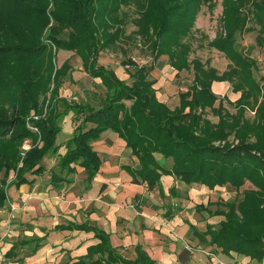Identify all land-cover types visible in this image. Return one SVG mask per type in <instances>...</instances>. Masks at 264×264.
Segmentation results:
<instances>
[{"label": "trees", "instance_id": "16d2710c", "mask_svg": "<svg viewBox=\"0 0 264 264\" xmlns=\"http://www.w3.org/2000/svg\"><path fill=\"white\" fill-rule=\"evenodd\" d=\"M206 1L147 0L145 8L141 4L137 8L134 0H0V29L4 28L0 62L4 64V80L9 82L4 87L0 138L18 126L10 137L14 144L3 148L0 206L6 201L10 171L15 184L27 180V171H42L41 159L58 147L55 135L60 124L56 120L69 109L77 121L65 143V152L59 156L60 171L68 173L73 163H79L90 176L94 174L100 157L91 141L103 130L111 129L138 159L136 166H127L132 179L145 182L149 188L158 184L161 174H173L208 188L229 186L238 190L248 182L240 197L197 204L198 210L204 209L219 219L207 222L204 229L194 224L190 228L200 243L214 245L222 253L235 252L262 260L264 77H256L255 58L236 44L239 34L256 29L257 43L264 46V0H222L220 20L224 34L219 32L208 42L229 60L222 71L197 56L190 57L192 48L187 37ZM130 5L134 13L124 8ZM129 21L135 28L127 34ZM133 35L147 44L153 60L139 65L131 58L124 59L122 63L130 66L131 80L126 82L113 69L97 65V58L101 50ZM50 45L81 56L89 74L99 76L105 86L104 100L99 106L65 102L64 109L59 108L63 103L60 99L53 100L46 116L33 120L36 129L32 130L24 125V117L31 110H41L42 95L54 70L52 58H47ZM161 55L167 56L176 74L182 70L192 73L189 85L179 91L178 103L173 107L157 97L155 79L150 75L153 61ZM67 63L54 70L56 83L68 73ZM214 80H227L239 96L229 100L218 95L212 89ZM247 110H253V114L246 115ZM209 111L216 120L208 116ZM25 137L32 138V143L22 155L16 144ZM167 157L172 159L169 165L161 160ZM55 177L61 179L60 174H52ZM94 231L98 242L72 264H83L93 254L102 256L92 264H158L138 245L134 256L121 255L110 244L107 233L96 228ZM17 254V243H13L6 255Z\"/></svg>", "mask_w": 264, "mask_h": 264}, {"label": "crops", "instance_id": "0c3cea01", "mask_svg": "<svg viewBox=\"0 0 264 264\" xmlns=\"http://www.w3.org/2000/svg\"><path fill=\"white\" fill-rule=\"evenodd\" d=\"M59 51L61 60L74 52ZM153 63L152 70L156 67ZM122 64L104 65L113 69L118 78L130 82L129 70ZM90 76L92 84H64L65 90L78 91L79 101L99 106L106 88L99 76ZM224 84L230 83L214 80L213 91ZM61 120V133L70 136L77 121L73 111L67 109ZM91 144L100 157L91 176L79 163H73L74 168L68 173L60 172L58 159L66 150L63 142L55 153L44 155L42 171H27V180L19 184L12 182L14 175H8L6 201L0 206V250L4 258L1 264H72L98 242L94 228L107 233L110 244L128 257L134 256L138 245L158 264H264V258L257 261L235 252L222 253L214 245L203 246L192 233L190 224L204 229L202 225L211 222L210 217L218 216L196 208L197 204L215 201L207 191L214 187L161 174L158 184L149 188L145 182L132 179L127 166H136L138 159L117 132L105 129ZM54 173L60 174L61 179L52 178ZM9 203L18 208L10 232L4 235ZM197 212L204 216L196 218ZM13 243H17L18 254L9 257L6 252Z\"/></svg>", "mask_w": 264, "mask_h": 264}, {"label": "rangeland", "instance_id": "374dc122", "mask_svg": "<svg viewBox=\"0 0 264 264\" xmlns=\"http://www.w3.org/2000/svg\"><path fill=\"white\" fill-rule=\"evenodd\" d=\"M136 2L134 5L139 7V5H143V7H146L147 0H134ZM222 0H207L205 3H203L197 13V16L195 18V22L193 25V28L187 37V40L190 41L191 44V52L190 57L197 56L202 61H207L210 64L214 65L218 68L219 71H222L227 68L228 59L225 57V55L215 47H212L208 44L209 41L215 39L218 36V33L221 32L224 34V28L220 20L221 16V10H222ZM125 9H127L130 13H134V8L132 5L125 6ZM137 11V10H136ZM135 28V25L129 21L126 24V32L127 34ZM256 34L257 30H251V31H244L241 34L237 36L238 43L236 44L239 48L242 49L243 52L250 54L253 58H255V68L254 74L257 78L260 76L264 77V46H261L257 43L256 40ZM4 37V28L0 29V39ZM60 49V48H59ZM58 48H56L54 45H50L48 47V57L52 58L54 70L56 68H59L64 62H68L69 66H71V71L69 70L68 73L63 75L58 83H56L53 80L54 77V70L51 74V79L49 81V87L46 90V92L42 95L43 102L41 106V110L39 113H35L33 110L30 111V114L26 115L24 117V125H27L30 129H36V127L33 126V120H36L40 117L46 116V114L49 111V108L53 102H58V99H60L63 103H60L59 108L64 109V104L67 102L68 104H73L74 102H79V95L78 91H70L65 90L64 84H92L91 74H87L85 71H87L86 66H84L83 61L81 63L80 59L81 56L77 52L69 53V55L62 59V55H60V51ZM99 63L97 62V65H103L112 63L114 65H120L121 62L124 59L131 58L133 59L137 64H149L153 59L151 58L150 49L147 46L146 43H144L140 36L133 35L130 38H122L120 39L115 45L108 47L106 49H103L100 51L99 55ZM156 63V67L151 70L150 75L155 79L154 87L156 89V95L157 97L166 102L170 107L175 106L178 103V93L180 90H185L187 86L189 85L191 79H192V73L189 70H182L179 73H173L174 69L171 68V65L169 64L167 60L166 55H161L154 61ZM103 63V64H102ZM123 68L125 70H128L129 67H126L124 64ZM13 69H16L13 67ZM88 72V71H87ZM6 84H9L6 80H4V64L0 62V115H4V87ZM178 84L179 85L178 87ZM225 86V84H224ZM220 96H226L229 100H235L239 96V92L232 91L231 85L228 84L225 87L221 88L220 90L214 91ZM62 95H61V94ZM77 93V94H76ZM77 97V98H76ZM126 103H129L128 100H125ZM218 101H216L215 104H217ZM56 104V103H55ZM225 106L231 110L234 111V108L232 105H230L228 102L224 101ZM58 106V105H57ZM253 114V110H247L246 115L251 116ZM63 114L59 116L56 120V124L59 125L61 123V118ZM208 116L216 120V116H213L211 112L209 111ZM66 120L69 122V118H66ZM18 128L13 127L12 130L5 136L0 138V165L5 159L3 156V148L7 149L11 145H13V139L10 137L14 134L15 130ZM66 134L61 133V126L60 130L55 135V143H66L68 138L71 136L64 135ZM65 136V137H64ZM20 142L16 144L18 148V152L27 149L31 143L32 138L25 137L22 140H19ZM65 141V142H64ZM56 148V150L58 149ZM50 151V152H56ZM5 152V150H4ZM49 152V153H50ZM158 157H160L158 155ZM59 160V159H58ZM162 163L165 165H169L172 161L170 157L161 159ZM42 161V159H41ZM60 172H65L60 171ZM3 171L0 170V177L2 176ZM9 175H14L12 171H10ZM14 177V176H12ZM249 186V183L246 182L243 184L238 190H235L232 187L229 186H215L213 189H208V194L211 196L213 200L217 199H223L226 200L227 198L232 197H240L241 190L243 188H246ZM210 208H214L213 205H210ZM204 214H207L205 211ZM196 218L199 216H204L203 213L197 212L194 214ZM219 218V216H212L210 217V221L215 223ZM208 219H206L207 221ZM206 221H204L206 223ZM209 222V221H207ZM206 224H203V228H205ZM203 244V243H202ZM210 245V244H203V246ZM119 251V250H118ZM119 253L125 257L128 256L127 253ZM101 254H93L89 256L88 258L84 259L83 264H92L95 262V260L99 257H101Z\"/></svg>", "mask_w": 264, "mask_h": 264}, {"label": "built area", "instance_id": "2783aa9c", "mask_svg": "<svg viewBox=\"0 0 264 264\" xmlns=\"http://www.w3.org/2000/svg\"><path fill=\"white\" fill-rule=\"evenodd\" d=\"M126 67L129 66V64H125ZM21 154H24V150L21 151ZM18 206L15 203H9L8 205V214H7V221H8V228L7 231H5L4 235H6L8 232H10V223L11 220L15 217V212L17 210ZM3 252L0 250V264L3 261Z\"/></svg>", "mask_w": 264, "mask_h": 264}]
</instances>
